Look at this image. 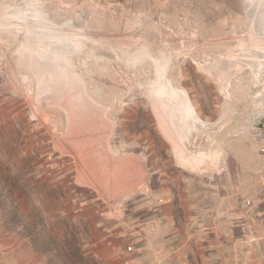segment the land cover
<instances>
[{
  "label": "rangeland",
  "instance_id": "rangeland-1",
  "mask_svg": "<svg viewBox=\"0 0 264 264\" xmlns=\"http://www.w3.org/2000/svg\"><path fill=\"white\" fill-rule=\"evenodd\" d=\"M157 1L0 0V264H123L149 200L93 176L97 119L169 143L264 264V0Z\"/></svg>",
  "mask_w": 264,
  "mask_h": 264
},
{
  "label": "crops",
  "instance_id": "crops-1",
  "mask_svg": "<svg viewBox=\"0 0 264 264\" xmlns=\"http://www.w3.org/2000/svg\"><path fill=\"white\" fill-rule=\"evenodd\" d=\"M104 124L96 120L90 146L93 176L115 182L113 196L149 200H143L135 218L117 226L123 264L258 263L257 237L237 225L246 223L247 217L233 207H203L194 174L179 163L169 143L163 142L166 149L159 154L156 144L146 141L145 129L113 140L115 134L107 132Z\"/></svg>",
  "mask_w": 264,
  "mask_h": 264
},
{
  "label": "bare ground",
  "instance_id": "bare-ground-1",
  "mask_svg": "<svg viewBox=\"0 0 264 264\" xmlns=\"http://www.w3.org/2000/svg\"><path fill=\"white\" fill-rule=\"evenodd\" d=\"M162 93H164V89L162 91ZM186 109H188V111H191L190 108L187 106Z\"/></svg>",
  "mask_w": 264,
  "mask_h": 264
}]
</instances>
